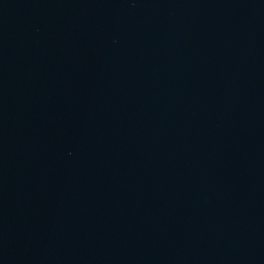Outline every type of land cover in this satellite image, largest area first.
<instances>
[{
	"label": "water",
	"instance_id": "95a60500",
	"mask_svg": "<svg viewBox=\"0 0 264 264\" xmlns=\"http://www.w3.org/2000/svg\"><path fill=\"white\" fill-rule=\"evenodd\" d=\"M0 264H264V0H0Z\"/></svg>",
	"mask_w": 264,
	"mask_h": 264
}]
</instances>
